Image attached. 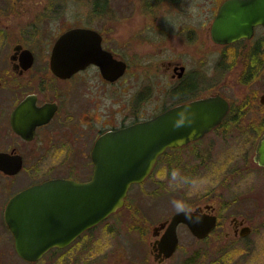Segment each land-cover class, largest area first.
I'll use <instances>...</instances> for the list:
<instances>
[{
    "label": "flooded vegetation",
    "instance_id": "flooded-vegetation-1",
    "mask_svg": "<svg viewBox=\"0 0 264 264\" xmlns=\"http://www.w3.org/2000/svg\"><path fill=\"white\" fill-rule=\"evenodd\" d=\"M127 1L128 12H115L109 11L114 0H0V264L40 261L54 264L58 257H80L88 251V233L96 225L83 230L66 245L47 246L35 260H26L16 249L7 217L15 216L17 224L22 225L25 217L33 216L25 213V209L34 208V222L40 225L36 239L55 241V188L44 193L39 190L32 204H25L22 197L13 209L9 201L24 189L54 178L89 180L94 168L92 149L103 133L147 120L183 103L215 95L223 97L229 107L221 121L197 139L167 147L157 157L150 176L161 158L165 165L188 164L194 159L205 161L212 155L211 143L227 138L239 126L236 121L242 105L233 106L224 94L211 84L206 85L198 74H192V59H185L180 52L184 44L178 40L183 37L186 44L195 46H228L250 39L257 28L264 26H254L250 37L218 43L212 38L211 26L225 0H202L198 4L183 0ZM158 7L164 10L160 14L156 12ZM137 9L146 19L144 26L138 28ZM123 20L128 24V35L120 32ZM72 31L79 35L87 32L88 36L66 42L65 51H73L72 48L82 51L88 42L95 49L98 43L102 52L96 58L101 55L110 58L108 69L112 74L118 71L119 62L123 63L122 73L109 77L99 60L68 58L64 65H76V68L64 75L57 74L52 67L55 45L62 35ZM141 47L149 52L144 61L135 60L134 55L128 59L123 54ZM253 51H264V43L253 45ZM150 70L154 74H149ZM142 75L149 83L139 86L142 79L136 85ZM156 80L160 90L158 96H152V83ZM261 94L259 101L264 104ZM262 134L255 143L248 167L259 171L257 177L261 182L244 190L241 199L246 202L240 206L232 204L230 214H227L229 205L223 208L226 211L223 213L216 201L195 206L216 217L214 228L197 239L211 238L216 242L221 239V233L213 234L223 229L225 256H231L235 249L244 252L245 257L255 251L259 255L264 253V165L254 159ZM54 162L91 164L92 170L81 177L82 173L72 167L60 173L52 171L50 166L41 169V165ZM126 196L121 208L127 207ZM206 205L212 207L207 209ZM171 215L152 227L147 242L152 264H164L174 253L165 257L161 244L167 224L160 225ZM21 233L24 234L23 229Z\"/></svg>",
    "mask_w": 264,
    "mask_h": 264
},
{
    "label": "rangeland",
    "instance_id": "rangeland-1",
    "mask_svg": "<svg viewBox=\"0 0 264 264\" xmlns=\"http://www.w3.org/2000/svg\"><path fill=\"white\" fill-rule=\"evenodd\" d=\"M114 1L109 4V11H129L127 0ZM201 1L183 0L188 4ZM194 9L198 11L197 7ZM137 11L139 18L136 27H143L146 19L142 18L141 10ZM163 11L162 7L156 10L159 14ZM121 22L123 30L120 32L128 35V24L124 20ZM181 40L178 41L184 45L180 52L186 56L185 59H192V74H198L206 85L211 84L215 90L224 94L233 106L239 103L242 105V112L236 121L239 126L232 129L227 138L216 139L211 143L212 155L206 157L205 161L194 159L188 164L165 165L164 159H159L150 176L129 188L127 207H120L88 233V251L80 257H58L53 261L54 264H152L147 242L152 227L159 220L169 218L180 209L193 208L209 201L221 205L223 213H226L223 208L229 205L227 214H230L232 204L240 206L246 202L241 199L244 190L260 184L257 177L259 171L248 167L255 143L264 131V104L259 101V95L264 93V51H253V45L264 43V29L257 28L250 39L228 46H195L186 44L183 37ZM148 53L144 47L123 52L128 59L134 55L135 60L139 61L146 60ZM148 73L154 74L151 70ZM142 79L143 75L139 76L136 85ZM145 81L147 79H143L139 86ZM159 90L158 80L153 81L152 96H158ZM202 155L205 157L204 153ZM47 166L55 173L66 172L72 167V170L82 173L81 177L90 174L92 170L91 164L67 162L41 165V169ZM219 233L221 239L216 242L211 238L197 239L185 224H179L178 246L164 264H264V253L259 255L256 251L245 257L244 252L235 249L231 256H225L223 229L213 235Z\"/></svg>",
    "mask_w": 264,
    "mask_h": 264
},
{
    "label": "water",
    "instance_id": "water-1",
    "mask_svg": "<svg viewBox=\"0 0 264 264\" xmlns=\"http://www.w3.org/2000/svg\"><path fill=\"white\" fill-rule=\"evenodd\" d=\"M259 24L264 26V0H225L212 22V38L218 43H230L250 37L254 26ZM79 34L68 32L57 41L52 58V67L57 74L64 75L76 68V65H64L68 58L77 61L99 60L104 74L109 77L122 73L123 63L119 62L118 71L112 74L108 69L111 59L102 55L96 58L102 52L98 43L95 49L88 42L82 51L74 48L73 51H65L66 42L88 36L87 32ZM260 100L264 102V93ZM228 107L223 97L215 95L174 106L147 120L103 133L92 149L94 168L89 180L54 178L26 188L11 198L9 206L14 209L22 197L25 204H32L39 190L44 193L48 188H55V241L36 239L40 225L34 222V208L25 209V213L33 216L25 217L22 225L17 224L15 216L7 217L15 235L18 253L26 260L33 261L43 248L64 246L83 230L104 220L123 205L131 184L142 182L148 176L157 157L167 147L201 137L221 121ZM254 159L264 165V133L256 145ZM211 207L206 205L205 208ZM180 223L185 224L196 238H203L214 228L216 217L203 212L200 206L174 212L169 220L160 225L167 224L161 242L165 257L170 256L178 246L177 226ZM21 229L24 230L23 235Z\"/></svg>",
    "mask_w": 264,
    "mask_h": 264
}]
</instances>
